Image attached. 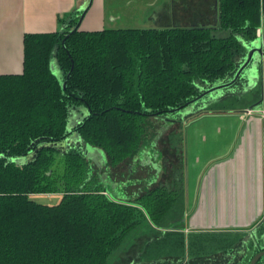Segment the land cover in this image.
<instances>
[{
  "label": "trees",
  "instance_id": "obj_1",
  "mask_svg": "<svg viewBox=\"0 0 264 264\" xmlns=\"http://www.w3.org/2000/svg\"><path fill=\"white\" fill-rule=\"evenodd\" d=\"M218 10L219 31L184 22L24 35L22 73L0 75V264H109L141 226L182 231L167 221L183 204V186H161L180 167L183 181L182 160L122 201L108 196L109 174L99 175L80 149H41L30 163L18 159L42 141H61L72 114L80 112L87 117L75 132L103 151L101 168L130 163L154 135L151 118L192 99L200 83L234 72L239 41L255 37L260 0H218ZM38 194L60 199L44 204L33 199ZM185 243L182 234L169 233L160 252L180 257Z\"/></svg>",
  "mask_w": 264,
  "mask_h": 264
},
{
  "label": "crops",
  "instance_id": "obj_2",
  "mask_svg": "<svg viewBox=\"0 0 264 264\" xmlns=\"http://www.w3.org/2000/svg\"><path fill=\"white\" fill-rule=\"evenodd\" d=\"M87 1L0 0V75L22 73L25 34L60 31L63 25L58 21L69 18L71 14L79 17ZM123 1L132 10L131 13L138 14L135 24L140 28L175 27L184 22L189 24V17L197 12L193 9V6H197L195 0ZM107 3L108 0H92L79 30L98 31L107 28L106 22L111 24L113 21L109 17L117 22L122 21L120 15H111L114 11L109 13L111 8ZM205 7L206 2H203L197 10ZM160 14L174 15L168 18V26L153 24L151 16ZM184 15L187 16L186 21L181 18ZM263 17L260 11V21ZM257 111L263 114L227 115L236 117L234 121L227 122L228 129H234L232 139L223 148V153L218 155L217 162L207 168L204 174L202 170L197 174L191 198L187 183L183 186L187 220L183 228L186 234L247 231L259 219L264 205V109ZM165 136L172 139V133ZM218 261L223 264L227 260Z\"/></svg>",
  "mask_w": 264,
  "mask_h": 264
},
{
  "label": "flooded vegetation",
  "instance_id": "obj_3",
  "mask_svg": "<svg viewBox=\"0 0 264 264\" xmlns=\"http://www.w3.org/2000/svg\"><path fill=\"white\" fill-rule=\"evenodd\" d=\"M214 0L213 5L211 4L212 0H195V3L197 2V6H193V9H196L197 12L194 15H191L189 17V25H202L206 28H210L212 31H219L220 30V24H219V10H218V0L215 2ZM206 2V7L199 9L198 6L201 3ZM216 7V9H214ZM262 5L260 6V11L262 13ZM216 10H217V17H216ZM154 16V17H153ZM174 15L169 14H160V15H152L151 18L153 20V24H164L168 26V18H172ZM158 17V20H157ZM183 20L187 19V16L184 15L181 17ZM263 19V18H262ZM186 21V20H185ZM260 26L256 30L255 36L261 32V22ZM188 23V22H187ZM152 28H158V27H149V29ZM264 28V27H262ZM264 30V29H263ZM262 30V32H263ZM245 39H241L240 45L242 49L241 42ZM251 39H246V41ZM243 50V49H242ZM239 64L236 63L235 69ZM235 71V70H234ZM233 75V72L230 74V76H226L225 78L218 80L216 82L224 83L227 80H229ZM214 82V83H216ZM214 83H200L199 90L197 95L202 93L204 89H207L211 87ZM237 85V86H236ZM234 87L233 92H227L225 96H220L215 100H207V98H212L211 95L207 96L203 99H201L199 102L195 104V107L190 110L188 114H182L183 111L186 109H181L178 112L174 113H165L161 116L154 117L153 120L162 122L163 120H174L176 123L175 125L181 124L182 121H189V119L193 117H199L202 115H213V116H219V115H241L244 114V111L247 109L248 106L255 104V108H262L263 104L261 101V84L260 82L256 85L251 86L250 91L245 90V86L241 85L239 82ZM240 85V86H239ZM228 90V89H227ZM196 95V96H197ZM194 96V97H196ZM193 97V98H194ZM201 107H206L203 110H201ZM254 108V110H256ZM257 112V110H256ZM78 115L75 116V113L72 114V121L71 122H77L80 121L81 118L85 115V113L81 114L80 112L77 113ZM254 114V113H253ZM252 114V115H253ZM165 122V121H163ZM168 123V121H167ZM163 127L165 126L163 123L161 124ZM167 125V124H166ZM162 128V127H160ZM171 127L167 128V132L165 133H172L170 132ZM73 133L76 134L75 129H73ZM159 131L155 132L153 137L151 139H147V141L144 143L143 147L139 149L138 153L135 155V157L131 160L130 165L128 166V176L124 177L123 179H120L119 181L116 180V178L112 177V173L109 168H99L97 165H94L96 168L97 173L99 174L100 170H105L109 174L111 178H113L116 182L119 183V186H121L124 190V187L133 188L134 186L138 185L140 180L137 177H133V173L135 171V164H139V168H147L149 171L146 174V179L143 180L145 184L149 181H153V179L156 177V170L153 168V164H158V168L160 169V179L163 178L166 173H168L167 167L169 165V158L168 156L162 153L161 149L156 148V157L153 159H156L155 162L153 160L148 161V157L151 156L149 151V147L146 146L148 142L155 141V138L157 137ZM73 134V135H74ZM164 135V136H165ZM163 136V137H164ZM163 137L160 138V142L163 140ZM156 147V142H155ZM149 153V154H147ZM153 154V153H152ZM152 159V157H151ZM165 162H168L166 164ZM170 163L172 165V161L170 160ZM179 165V164H178ZM178 165L170 166L172 170L174 168H177ZM180 169H175L171 172L169 178V182H171L174 187H180L184 186V178L183 181H181L179 173ZM171 170V169H170ZM183 171V166H182ZM158 174V173H157ZM100 175V174H99ZM123 177V174L122 176ZM167 178V177H166ZM121 181V182H120ZM142 181V182H143ZM143 182V183H144ZM175 182V183H174ZM182 182V183H181ZM180 183V184H179ZM147 188V187H146ZM144 188L143 190H145ZM124 192L126 193V190ZM140 189V187L129 194V198L137 197L141 192L143 191ZM124 193V194H125ZM133 193H136V195L133 196ZM126 195V194H125ZM128 196V195H127ZM132 196V197H131ZM177 205L178 207L175 209L178 211L173 215L172 218H169L167 221L168 227H175V228H182V231L179 230H172L168 231L166 228H163L161 226L155 227L151 225V228H146L143 230V233L149 235L145 236L142 239L141 244L134 250L129 251L127 256H125L123 259H121L119 263L117 264H222L218 260L220 259H226L227 261L223 264H249L251 259L264 252V205L263 209L260 213V217L257 220V222L247 229V231L242 232H190L186 234L184 232L183 226L186 224V206L183 199V204ZM153 231H149L152 230ZM169 233L173 234L175 236L176 234H182L183 237L186 239L185 243V250L184 253L180 257H164L161 254L162 246H160L161 242H164V240L167 239ZM214 237L216 241H214V245H211L210 241L206 240V243H201L198 247L191 245L188 243V241L193 240L192 237ZM201 239V238H200ZM204 239V238H203ZM174 251V250H173ZM173 251L171 254H173ZM197 262V263H196ZM255 264H264V255L259 257Z\"/></svg>",
  "mask_w": 264,
  "mask_h": 264
},
{
  "label": "rangeland",
  "instance_id": "obj_4",
  "mask_svg": "<svg viewBox=\"0 0 264 264\" xmlns=\"http://www.w3.org/2000/svg\"><path fill=\"white\" fill-rule=\"evenodd\" d=\"M114 4V5H113ZM117 4V5H116ZM107 5L111 8L109 13L111 14V11H114L111 14L113 17L115 15H120L121 20L120 22H117L112 17H109L112 21V25L108 24L107 28H119V27H125V28H140L137 24H135V18L138 16V14L131 13L132 10L126 7L123 0H108ZM109 9V8H108ZM69 18L63 19L61 21V24L63 25L60 31H65L66 29L71 30L73 28V25L75 24L76 18L68 16ZM75 19V22L71 24ZM230 74L228 75V77ZM86 112V111H85ZM78 115L75 112V116ZM236 117H231L227 115H202L197 116L189 119V121H182L179 125H171L168 126L171 127L170 132H172V139H167L165 133L167 132L166 129H161L160 127H163L161 125L162 123L166 125V122L153 120L151 118V121L154 124V127L156 128V131H160V133L155 138V141L148 142L146 146L149 147V151L152 152L151 157L155 162L156 159H153L156 157V148L159 150L161 149L162 153L168 156L169 158V165L166 166L167 170L169 171L172 161V165H178L179 161L182 157L183 162V178L184 183H187V188L189 190V197L191 198L192 195V189H194V186L197 182V174L202 170L203 174L204 171H206L207 168L211 167V165L218 160V155L223 153V148L225 145L229 143V140L232 139V134L234 135V129L230 128L228 129L227 122L228 121H234ZM77 125V124H76ZM169 125V124H167ZM232 133V134H231ZM164 136V137H163ZM163 137V140L160 142V138ZM151 139V137H149ZM84 144L81 137L77 134L76 142L78 143L79 140ZM149 139V140H150ZM169 142H168V141ZM156 142V147H155ZM233 144L235 142V139H233ZM231 145V147L233 146ZM58 155V154H55ZM211 159V160H210ZM209 160V161H208ZM208 162V163H207ZM168 164V162H165ZM207 163V164H206ZM206 164V165H205ZM130 163H123L121 165H118L116 167H111L110 171L112 173V177L116 178L117 181L120 179H123L124 177L128 176V166ZM135 171L133 177L139 178L140 182L138 185L134 186L133 188H129L126 190V193L124 192L123 188L119 186V188H116V190H119V196L123 197L120 198L121 200H126L127 198L124 196L125 194L128 195L132 192L136 191L139 187L141 190L147 187L145 182L143 180L146 179V174L149 171L147 168H139V164L136 163ZM96 170V168H95ZM101 173V171L99 172ZM123 174V177H121ZM152 174V172H151ZM113 182V178L108 177ZM144 183H143V182ZM154 181V180H153ZM121 182V181H120ZM167 183V184H166ZM149 184V182L147 183ZM180 184V183H179ZM161 186L163 187H169L170 189L174 188V185L170 182L163 181L161 183ZM125 193V194H124ZM124 194V195H123ZM136 195V193H133V196ZM34 200L40 203L44 204H56L58 203L60 199L59 194H38L32 196ZM132 197V196H131ZM122 200V201H124ZM147 237L149 235L143 233V226L140 228H137L135 231H133L130 236H128L125 241H123L121 247L117 249L115 253L112 254V256L109 258V262H121L120 260L123 259L125 256H127L129 251H134L142 242L143 237ZM201 238V239H200ZM192 237L191 239H195V243L193 246L198 247L201 243H206L207 241L211 242V245H214V241L217 242V240L214 237L206 236V237ZM204 238V239H203ZM129 252V253H128Z\"/></svg>",
  "mask_w": 264,
  "mask_h": 264
},
{
  "label": "water",
  "instance_id": "obj_5",
  "mask_svg": "<svg viewBox=\"0 0 264 264\" xmlns=\"http://www.w3.org/2000/svg\"><path fill=\"white\" fill-rule=\"evenodd\" d=\"M215 2H217V0ZM91 4H92V0H88L86 5L82 9L76 24L70 30V33H73L75 31L79 30V27H80L85 15H86L87 11L91 7ZM261 5H262V7H261L262 8V16H264L263 0H261ZM214 9H216V7H214ZM216 17H217V10H216ZM263 20H264V17H263ZM261 23H262L261 24V32H259V34L257 36H255L251 40H248V41L244 40L241 42L243 50H242V54L239 56V58L237 60V63L239 65L236 67L235 71L233 72L232 77L229 80H227L224 83H219V82L214 83L211 87L204 89V91L202 93H200L196 97L190 99L189 101L185 102L183 105H180L176 108L168 110V113H174V112L180 111L181 109H186L185 111H183L182 114H188L190 112V110H192L195 107V104L197 102H199L201 99H203L207 96L211 95V97H212V98H207V100H215L220 96L224 97L227 92L228 93L233 92L234 87L237 84V82H239L241 85L245 86L246 91H250L251 86L256 85L257 83L260 82V84H261V88H260L261 89V101H262L263 109H264V30H263L264 28H262V27H264V23H263V21ZM262 30H263V32H262ZM67 36L68 35H66V37ZM62 43H64V40L62 41ZM71 70H72V66H71ZM69 76H70V73L67 74L66 79H68ZM65 84L66 83L64 81L62 83V88H65ZM255 106H256L255 104L248 106L247 109L244 111L243 116H250L253 113L254 114L256 113L258 115H262L263 113L261 111L256 112L254 110ZM204 108H206V107H201L200 109L203 110ZM255 109L260 110L262 108H255ZM86 117H87V114H85L81 118L80 121L69 123L67 125L64 137L61 141H57V142L42 141L41 143L37 144L35 149L32 151V153L26 159H18V161L25 160L26 163H30L31 161H33L35 159L37 152L41 149H55L57 152H59L61 154H64L68 151H74V150L80 149L85 158H87L92 163L97 165V167L101 168L106 163V158H105L103 151H101L97 148H94L90 145L83 144L80 141V139L78 140L79 141L78 143L75 140L77 137V134L73 133V129L76 126V124L78 125L79 123H81L82 120ZM167 121H168V123H167ZM165 122L169 125H165L164 127H162L161 129H163V130L168 128V126H171V125L176 123L174 120H172V121L171 120H165ZM159 133H160V131H159ZM147 154H149V153H147ZM147 159H148V161H150L151 156H149ZM158 167H159L158 164H153V168L157 171L156 177L153 179L154 180L153 183L159 180L160 169ZM106 178L107 177H105V179ZM107 180L109 183H107L106 186H108V184L110 185L112 193L110 190H107L106 193L113 200L118 199L120 196H119V190H116L117 183L112 182L111 179H109V178H107ZM151 182L152 181H149V184ZM113 191H115V192H113ZM124 196L126 197V195H124ZM120 198H123V197H120ZM122 200H124V199H122ZM262 255H264V252L254 256L251 259L249 264H255L257 259L259 257H261Z\"/></svg>",
  "mask_w": 264,
  "mask_h": 264
}]
</instances>
